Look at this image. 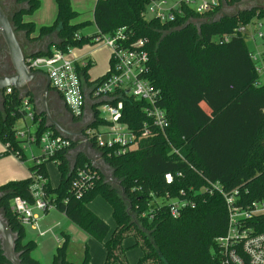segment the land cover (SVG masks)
<instances>
[{
  "label": "trees",
  "instance_id": "trees-1",
  "mask_svg": "<svg viewBox=\"0 0 264 264\" xmlns=\"http://www.w3.org/2000/svg\"><path fill=\"white\" fill-rule=\"evenodd\" d=\"M16 1L24 5L11 18L17 32H26L31 40L56 34L60 40L56 46L64 50L94 43L103 34H114L123 26L132 31L133 39L146 38L151 58L149 79L162 90L160 104L171 123L166 136L156 129L154 136L141 139L139 146L125 155L108 157L103 149L105 159L115 169V176L122 181L127 200L118 189L105 184L103 177L85 196L74 197L71 185L75 170L68 176V150L57 151L45 162L33 164L32 170L37 169L47 178L45 188L55 198L57 209L103 243L107 251L104 264L116 261L128 264L123 241L130 236H134L136 244L142 248L138 264H217L215 240L226 232L229 220L225 199L220 194L204 191L195 196L190 188L200 190L208 181L220 182L227 192L238 190L237 205L248 206L264 199V82L256 69L257 62L250 57L247 37L234 33L239 25L263 18L264 10L225 15L218 21L202 23L199 31L196 21H210L222 12L225 2L232 6L240 0H220L219 6L203 14L183 5L182 13H176L173 21L145 16L148 5L155 0H97L93 20L97 31L84 35L81 30L92 21L75 23L79 12L71 0H57L55 21L41 26L35 34V23L24 20V16L36 11L40 0ZM187 22L189 24L184 26ZM223 34H231L232 38L228 42L215 39ZM90 68L91 64L78 66L88 87L93 85ZM123 100L121 120L138 131L147 119L143 110L146 103L132 97ZM21 102L14 89L11 95L4 96L0 106V140L10 144L0 157L20 151L21 160H25L22 141L16 137V121L23 117L19 109ZM100 123L103 120L98 119L94 125ZM41 129H45L43 124ZM169 142L180 150L188 163L172 153ZM51 160L61 171L57 187L51 185L45 167ZM84 163L91 164L80 154L77 165ZM177 171H182L184 177L167 185L164 174ZM32 183L30 176L0 185V192H4L0 211L10 227L20 234L16 250L21 252L22 264H41L32 255L36 242L25 241V226L11 209L15 196L33 202ZM181 189L187 191L186 197L197 199L196 207H188L180 217L173 218L163 204L153 219L141 216L142 212L156 206L152 193L163 197L169 191L177 196ZM99 195L111 204L116 224L107 240L111 226L88 206ZM252 224L264 231V215L256 217ZM67 241L68 235H64L52 264H91L89 252L81 262L68 259ZM6 263L0 244V264Z\"/></svg>",
  "mask_w": 264,
  "mask_h": 264
},
{
  "label": "built area",
  "instance_id": "built-area-1",
  "mask_svg": "<svg viewBox=\"0 0 264 264\" xmlns=\"http://www.w3.org/2000/svg\"><path fill=\"white\" fill-rule=\"evenodd\" d=\"M183 5L190 6L203 14L219 6L220 0H174L171 4L169 0H155L148 5L144 14L149 17L148 15L152 13V17L159 18L161 21H173L176 13H182ZM254 25L256 29L252 28ZM234 33H241L252 42L250 57L257 62L256 69L259 74L264 73V17H257L251 23L239 25ZM231 38V34H223L215 39L228 42ZM258 40H262L261 49L257 44ZM97 41H102L111 49L110 69L101 81L92 82L93 85L89 87L90 95H87L78 66L86 67L89 64L92 66L93 62L89 58L76 57L73 47L64 50L55 45L47 53L26 56L25 62L28 68L44 71L49 75L51 85L62 95L75 117L84 118L88 114L87 96L96 102L106 99L94 105L96 119L91 115L86 127L80 130L86 138L75 141L53 129H41L43 119L35 111L30 98L23 97L19 108L23 113L22 118H29L32 127L35 126V128L33 130L28 123L23 128L16 126V137L22 141L23 150L27 144L31 143H36L40 147L41 155L34 157V165L50 159L57 151L64 149L70 151L86 142L107 162L103 149L107 151L108 157L121 156L136 149L141 139L154 136L156 129L166 136V130L171 123L166 110L160 104L163 97L162 90L149 79L151 58L147 49V39L143 37L133 39L132 31L127 26H123L114 34H103ZM13 91V87H7L4 96L11 95ZM125 97H132L146 103L143 110L147 119L138 131L131 129L121 120ZM98 119L103 120V123L94 125ZM6 146L10 148L9 143ZM170 146L172 153L188 163L178 148L171 143ZM12 153L21 160L20 151ZM90 163L76 164L71 185V194L76 198L85 196L96 187L102 177L104 178L101 171L94 167L91 161ZM183 177L182 171L164 174L167 185H173ZM32 178L33 183L30 189L33 202L21 196H15L11 209L24 226L30 225L39 229L40 219L51 210L57 209V202L45 188L47 178L42 173L37 169L32 170ZM190 191H193L195 196L201 191L209 194L217 193L225 199L229 220L226 232L215 240L214 255L217 264H264V231H259L257 226L252 224L256 217L264 215V199L257 200L248 206L237 205L238 190L227 192L220 182L208 181V185L200 190L191 187ZM186 194L185 189H181L177 196H172L169 191L163 197L152 193L156 206L142 212L141 216L153 219L155 212L166 204L170 216L178 218L184 209L194 208L198 203L195 197H186ZM46 232L48 231H40V234L44 235Z\"/></svg>",
  "mask_w": 264,
  "mask_h": 264
},
{
  "label": "rangeland",
  "instance_id": "rangeland-1",
  "mask_svg": "<svg viewBox=\"0 0 264 264\" xmlns=\"http://www.w3.org/2000/svg\"><path fill=\"white\" fill-rule=\"evenodd\" d=\"M174 0H169V4L173 3ZM234 6V5H232ZM227 12L233 14L234 10H222V12ZM152 17V13L148 15ZM91 15L89 11L82 12L76 20L90 19ZM256 29V25L252 27ZM95 28L93 26H88L83 28L81 32L86 35L90 34ZM250 47L252 42L248 40ZM259 48L263 47L262 40L257 42ZM77 52L81 55H92L96 60V64L90 70L92 76H97L99 74L105 73L110 67V47L103 44L102 41H96L94 43H87L82 47H76ZM261 82H264V73L260 77ZM28 123L29 126L34 130L35 126L32 127V122L29 118L17 119L16 124L19 128L25 127ZM10 155H14L9 153ZM24 154L26 155V160L21 161L25 163L28 167L33 164L34 157L41 155V149L36 143L27 144L24 148ZM14 162L12 158H5L0 160V167H9ZM47 174L53 186H57L60 182L61 171L59 166L54 160L48 161L46 163ZM92 207L96 209L101 216L110 224L111 229L106 236V240L111 237L113 230L115 228V220L112 216L113 208L111 204L101 195L97 196L93 202ZM47 230L48 233L44 236L40 235V231ZM64 235H68L66 256L68 259L81 262L86 254L89 252L92 264H104L106 249L102 242L97 240L91 234L82 229L78 224L71 221L67 216L62 214L58 209L52 210L47 214V217L39 222V229H35L30 225L25 226L24 239L25 241L34 240L36 241V246L33 249L32 255L40 260L41 264H52L53 255L57 250V247L63 243ZM139 236V235H138ZM61 242V243H60ZM123 245L127 247V261L128 264H138L139 258L142 255V248L140 245L136 244V238L134 236L127 237L123 241ZM113 264H121L116 261Z\"/></svg>",
  "mask_w": 264,
  "mask_h": 264
},
{
  "label": "water",
  "instance_id": "water-1",
  "mask_svg": "<svg viewBox=\"0 0 264 264\" xmlns=\"http://www.w3.org/2000/svg\"><path fill=\"white\" fill-rule=\"evenodd\" d=\"M225 5L227 3L225 2ZM21 9V7L19 8ZM18 9V10H19ZM253 8L243 9L242 6L235 5V6H228L226 10H235L236 13L230 14L227 12H221L212 20H200L196 21L199 31L201 28V24L205 22H215L220 20L225 15H237L246 10H252ZM17 10V11H18ZM13 13L11 16L6 12L2 3L0 2V32L6 42L8 47V52L10 54V61L13 68V72L10 74H3L0 75V92L4 93L7 87H13L15 90H18L21 94L20 99H23L24 90L25 88H29L30 85H38L40 81H46L45 88H44V106L45 112L47 113V126L55 128L60 134L65 137H70L73 140H78L80 138H86L83 131L75 133L70 131L69 129L62 127L50 114V111L46 108V96L47 92L50 89L51 81L49 75L44 71H34L28 68L25 58L28 55H37L42 53V51H33L31 53H26L23 49V37L27 36V33L22 31L20 33L17 32L15 25L13 24L11 18L14 16ZM189 24L187 22L184 26ZM23 34V35H22ZM88 106L87 109L91 112V115L96 119V113L94 110V105H90L91 99L87 96ZM99 101L97 103H101ZM96 104V103H93ZM70 157V171L68 176H70L73 171L75 170L78 156L80 154H85L87 159H89L93 166L96 167L101 171L104 176V183L111 186V188H116L120 191L124 200H127L125 188L122 186V181L114 176V168L108 164L103 158H101V154L96 153L94 148L88 143H84L83 146L78 145L75 148L69 151ZM4 195V192H0V198ZM131 209V205L128 206V210ZM135 218V215H132ZM20 238V234L17 231H14L10 225L8 220L6 219L5 215L0 211V244L3 250V254L7 259L6 264H22L21 261V252H17L16 244Z\"/></svg>",
  "mask_w": 264,
  "mask_h": 264
},
{
  "label": "crops",
  "instance_id": "crops-1",
  "mask_svg": "<svg viewBox=\"0 0 264 264\" xmlns=\"http://www.w3.org/2000/svg\"><path fill=\"white\" fill-rule=\"evenodd\" d=\"M71 2H72L73 7L79 12V16H80V14H82V12L83 13L86 12V11H89L90 12V15H91V18L90 19H82V20H76L75 19L74 22L75 23H80V22H83V21H86V20L92 21L91 24L88 25V26H93L95 29L92 30V32L90 34H87V35L94 34L97 31V28H96V26L93 23V20H94V11H95V6H96L97 0H71ZM227 8H228V5H225L224 4L223 9L226 11ZM57 10H58L57 0H40V6H39V8L36 11H34L33 13H31V14L25 15L24 16V20H26V21H33L35 23V25H36V33L35 34H37V31H39V29H40L41 26H43V25H51L55 21L56 16H57ZM81 34H83V33L81 32ZM22 42H23V49H24V51L26 53H31L33 51L46 52L50 48H52L53 46H55L58 42H60V40L58 39L57 35L54 34V35H51V36H46V37H44L42 39H34V40H31V39L28 38V36H26V39H25V37H23V41ZM74 55L76 57H79V58H89V60H91L93 62L92 66H91V69L96 64V60L92 57V55H81V54H79L77 52V49L74 50ZM109 69H110V67H109ZM90 70H89V76H90V81L91 82L99 79L100 77H102L103 75H105L109 71V70H107L105 73L99 74V75H97V76L94 77V76L91 75ZM50 88L51 89H49V94L47 95L48 97L46 96L48 98V100L46 98V108L50 111L51 116L62 127H65L67 129H69L70 131H73L75 133H78V131L83 130L84 127L82 128V124H85V123L87 124L89 122V117L91 116V112L87 109L88 114L85 115L84 118H77V117H75L71 113L70 110H69L70 116L64 115L63 112H61L58 108H56L55 106H53V100H54V98L56 96V95H54V93H56V92L59 93V92L56 91L52 87V85L50 86ZM25 89H27V90H24V93H23L22 96L23 97H29L30 98V100L33 103V106H34L35 111L41 117V119H43V125H44V127L45 128L53 129L54 131L58 132L55 128L48 127L47 126V123H48L47 119L48 118H47V113L45 112L44 95H40V94H37V93L34 94L28 88H25ZM87 92H88L87 95H90V92L91 91H90L89 87L87 88ZM18 93H19V91H18ZM19 96H21L20 93H19ZM60 96H61V99L63 100V103L66 105V103H65V101H64V99H63V97H62L61 94H60ZM3 99H4V93H1L0 92V106H2V104H3ZM100 101H106V99L100 100ZM97 102H99V101H97ZM97 102L94 101L93 99H91L90 105H95L93 103H96L97 104ZM16 126L17 127H20L17 124H16ZM79 145H81V144H79ZM81 146H83V145H81ZM6 149H7L6 144H4L0 140V153L6 151ZM9 157L12 158L14 160V162H17V164L14 163L13 165H11L9 167H2V168L0 167V185H3V184H5V183H7V182H9L11 180H20V179H25V178H28V177L32 176V166H33L34 162H33L32 165H30V166L27 167L25 165V163L21 162V161H24V160H21L20 161V159L16 155H10V154H5V155L1 156L0 157V160L1 159H5V158H9ZM25 160H26V155H25ZM69 160H70V157H69ZM45 167H46V164H45ZM114 176H115V170H114ZM60 180H61V178H60ZM49 181H50V179H49ZM50 183H51V181H50ZM51 185H52V183H51ZM57 186H53V187H57ZM92 202H93V200L88 204L89 208L92 211H94L97 215H99L100 217H102L101 214L96 209H94L92 207V205H91ZM50 212H48V213H50ZM60 212H62V211H60ZM47 214H45L40 219L39 222H41L42 220H44L47 217ZM62 214H64V212H62ZM115 226H116V224H115ZM44 231H47V230L45 229ZM47 233L48 232H46L44 235H46ZM39 234H40V232H39ZM44 235H42V236H44ZM106 255H107V251H106ZM106 255H105V259H106ZM104 263H105V260H104ZM91 264H92V262H91Z\"/></svg>",
  "mask_w": 264,
  "mask_h": 264
},
{
  "label": "flooded vegetation",
  "instance_id": "flooded-vegetation-1",
  "mask_svg": "<svg viewBox=\"0 0 264 264\" xmlns=\"http://www.w3.org/2000/svg\"><path fill=\"white\" fill-rule=\"evenodd\" d=\"M0 2L2 3L6 12L8 14H10V16L13 13H15L20 7L21 8L24 7V5L18 4L16 0H0ZM239 4H240V6H242L243 9L253 8V9H257V10H259V9L264 10V0H242V1H239L238 3H236L235 5L237 6ZM232 12H233V14L236 13L235 10ZM18 33H20V32L18 31ZM10 60L11 59H10V54L8 52V47H7L6 42H5L3 36L0 32V75L10 74L13 72V68H12ZM83 82H84L85 88L87 89L88 88L87 82L86 81H83ZM45 83H46L45 80L44 81L41 80L40 84L30 85L28 89L31 90V92L34 94L37 93L40 95H44ZM48 94H49V91L47 92V95ZM54 95H56V96L53 100V106H55L61 112H63L64 115L70 116L69 109L63 103V100L61 99L60 94L56 92V93H54ZM47 100H48V98H47ZM85 124H82V128L86 127L87 124L86 125Z\"/></svg>",
  "mask_w": 264,
  "mask_h": 264
}]
</instances>
